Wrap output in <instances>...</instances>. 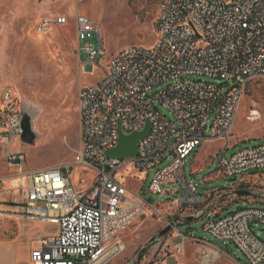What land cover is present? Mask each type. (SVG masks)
<instances>
[{"label": "built area", "instance_id": "2783aa9c", "mask_svg": "<svg viewBox=\"0 0 264 264\" xmlns=\"http://www.w3.org/2000/svg\"><path fill=\"white\" fill-rule=\"evenodd\" d=\"M68 23L61 15L43 19L40 27ZM75 24L79 33L97 31L99 45L88 43L85 51L103 76L79 90L81 145L75 159L29 174L21 215L60 225L58 235L36 239L31 264H108L120 253L118 236L158 206L118 176L123 169L148 174L157 169L153 193L172 192L165 190L167 184L183 182L184 194L171 201L176 208L207 203L219 189L200 194L199 184L186 180V158L204 142L228 140L248 84L264 79V0H161L157 40L123 47L109 57L97 22L80 14ZM168 81L173 84L155 90ZM22 114V101L5 91L0 143L10 168H22L25 160L23 151L13 148L22 141ZM147 121L151 130L139 141L137 155H107L118 146L121 130L126 135L142 131ZM227 149L217 153L220 174L235 179L232 193L250 189L253 178L262 176L264 142L232 155ZM246 201L233 212L207 213L204 229L234 243L249 264H264V239L257 228L264 225V207L253 196ZM176 248L183 251L185 241Z\"/></svg>", "mask_w": 264, "mask_h": 264}, {"label": "rangeland", "instance_id": "374dc122", "mask_svg": "<svg viewBox=\"0 0 264 264\" xmlns=\"http://www.w3.org/2000/svg\"><path fill=\"white\" fill-rule=\"evenodd\" d=\"M160 2L0 0V105L5 91L11 90L34 114L38 137L33 143L23 141L21 146L25 156L23 163L29 171L75 159L81 145L79 90L82 85L94 84L103 76L99 66L89 63V54L85 51L88 43L99 45L97 31L79 33L75 24L77 15H87L102 27L109 57L123 47L150 46L157 40ZM61 15L68 17L67 25L53 24L47 30L41 29L43 19ZM106 59L102 60L104 65ZM212 81L223 82L220 79ZM169 84L173 81L162 83L155 90H162ZM159 107L172 118L165 108ZM263 142L264 79H261L248 84L228 140L204 142L186 158V180L197 182L200 194L219 189L207 203L176 208L171 201L184 194L183 182L167 184L165 190L172 192L153 193L150 183L157 169L149 174L147 170L135 168L121 170L118 176L122 180L158 206L157 211L147 210V214L141 215L118 236L122 251L108 264H245V255L234 243L216 239L204 225L207 213L221 215L248 203V196L227 195L235 179L220 174L219 149L228 147L227 154L232 155ZM7 172L1 161L0 173ZM259 173L262 176L256 175L247 190L253 192L251 196L256 205L264 207V185L260 183L264 182V169ZM216 198H219L217 202ZM201 210L205 211L204 215L196 216ZM189 216L194 217L187 219ZM170 225L172 228L160 236L159 233ZM59 227L57 223L37 222L35 232L51 235L58 232ZM257 228L262 230L264 239V225L259 224ZM184 241L185 249H177L176 245Z\"/></svg>", "mask_w": 264, "mask_h": 264}, {"label": "crops", "instance_id": "0c3cea01", "mask_svg": "<svg viewBox=\"0 0 264 264\" xmlns=\"http://www.w3.org/2000/svg\"><path fill=\"white\" fill-rule=\"evenodd\" d=\"M22 143L17 139L13 145L14 150L21 151ZM1 161L9 172L0 173V264H31V251L36 239L42 236L54 237L59 234L60 227L58 232L51 235L36 234L35 224L42 221L21 215L30 185L29 174L35 170L29 171L24 163L22 168H10L3 158L0 143ZM24 179L27 181L24 182Z\"/></svg>", "mask_w": 264, "mask_h": 264}, {"label": "water", "instance_id": "95a60500", "mask_svg": "<svg viewBox=\"0 0 264 264\" xmlns=\"http://www.w3.org/2000/svg\"><path fill=\"white\" fill-rule=\"evenodd\" d=\"M22 119H23V133H22V141L26 143H33L38 135L35 131V127L33 124V118L34 114L30 113L24 104L22 103ZM151 130V123L150 121H147L146 127L142 131L133 132L132 134L126 135L120 131V142L118 146L114 149H111L107 151V155L110 157H117V158H125L128 156H133L138 154V143L141 139L145 138ZM227 195L233 196V195H239V196H251L253 195V192L247 189H241L237 190L235 192L227 193ZM152 200L151 198L149 199ZM194 216H189L187 219H191ZM200 217V216H199ZM172 228V225L166 227L163 229L159 234L160 236L165 235L170 229ZM144 250V247L140 250V254ZM245 264H249L246 262Z\"/></svg>", "mask_w": 264, "mask_h": 264}, {"label": "bare ground", "instance_id": "6f19581e", "mask_svg": "<svg viewBox=\"0 0 264 264\" xmlns=\"http://www.w3.org/2000/svg\"><path fill=\"white\" fill-rule=\"evenodd\" d=\"M35 126H36V125H35ZM35 130H36V128H35ZM120 251H122V246L120 247ZM207 260H208V259H206L205 261L207 262Z\"/></svg>", "mask_w": 264, "mask_h": 264}, {"label": "trees", "instance_id": "16d2710c", "mask_svg": "<svg viewBox=\"0 0 264 264\" xmlns=\"http://www.w3.org/2000/svg\"><path fill=\"white\" fill-rule=\"evenodd\" d=\"M140 256H142V254Z\"/></svg>", "mask_w": 264, "mask_h": 264}]
</instances>
